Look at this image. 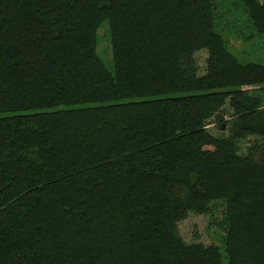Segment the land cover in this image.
<instances>
[{
  "label": "trees",
  "instance_id": "1",
  "mask_svg": "<svg viewBox=\"0 0 264 264\" xmlns=\"http://www.w3.org/2000/svg\"><path fill=\"white\" fill-rule=\"evenodd\" d=\"M240 7L0 0V264H264V61L223 35L264 42V3ZM217 203L224 253L178 231Z\"/></svg>",
  "mask_w": 264,
  "mask_h": 264
},
{
  "label": "rangeland",
  "instance_id": "2",
  "mask_svg": "<svg viewBox=\"0 0 264 264\" xmlns=\"http://www.w3.org/2000/svg\"><path fill=\"white\" fill-rule=\"evenodd\" d=\"M235 2V6L240 7V0H231ZM264 3V0H259ZM243 12L242 8L239 9ZM237 14V13H236ZM225 40L228 42V48L232 54L245 62L262 63L264 61V42L247 43L246 46L241 40H236L240 35L238 33L229 31L223 33ZM207 51L199 52L195 55L197 64L199 66V75H203L206 70ZM244 89H258L257 87H247ZM226 124L219 127L218 123L212 121L208 127L210 133L214 136L223 137L229 135V128L232 125V110L225 107ZM221 128V129H220ZM255 137L241 143V149L244 154L247 153L248 147L255 141ZM225 207L221 203L212 206V211L205 215H197L191 212L185 221L179 224V234L187 243H203L204 245H215L225 252V237L227 235V225L225 223Z\"/></svg>",
  "mask_w": 264,
  "mask_h": 264
}]
</instances>
